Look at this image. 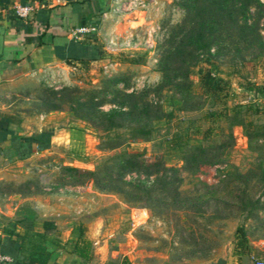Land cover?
I'll use <instances>...</instances> for the list:
<instances>
[{"label": "rangeland", "instance_id": "374dc122", "mask_svg": "<svg viewBox=\"0 0 264 264\" xmlns=\"http://www.w3.org/2000/svg\"><path fill=\"white\" fill-rule=\"evenodd\" d=\"M258 1L264 6V0ZM111 4L112 0H104L101 13H94V20L88 25L100 23L101 36L93 35L99 43L112 34L132 35L141 44L139 49L105 53L101 63L61 69L60 76L46 77L43 84L32 90L33 97L25 102L30 110L40 96L55 99L50 89L60 92L57 98L63 111L50 115L46 122L59 128L61 136L51 156L8 165L5 191L10 195L19 192L21 198L33 197L32 202L44 208L64 205L61 211L88 203V214L101 216L106 230L127 235L130 257L138 264H207L235 252L240 253L245 264H255L264 258V138L249 142L242 129L230 128V123L238 115L246 122L264 124V57L245 52L233 58L218 53L214 47L192 58L170 56L168 79L177 77L180 85H166L158 66L165 52L161 46L186 16L177 0H152L147 12L129 19L108 17L101 23V14ZM255 20V10L251 8L248 23ZM257 20L258 34L264 41V17ZM233 32L237 37L236 29ZM150 36L154 48L148 53L145 42ZM130 59L137 62L131 63ZM108 62L114 63V67L104 73L103 66ZM207 71L222 80L223 90L218 94L205 93L201 85V76ZM185 75L193 95L188 103L197 106L195 110L184 109ZM107 78H115L117 83ZM90 90L96 91L98 99L94 101L101 102L103 112L121 106L132 109L143 100L153 107L159 106L163 119L153 123L151 140L133 139L127 129L107 134L80 120L78 117L88 112L80 104L88 105ZM124 93L138 98H126ZM34 107L31 114L42 108ZM70 107L74 113L69 111ZM35 121L31 118L29 125L36 126ZM112 141L122 145L109 149L105 144ZM201 142L213 148L208 147L201 157L203 163L195 167L196 159L187 157L190 152L186 150ZM125 152H138L146 163L162 161L166 168L177 169L176 175L182 179L181 190L201 201L187 211L156 207L153 211L144 201L131 204L122 196L97 191L92 177L77 181L60 169L69 166L104 172V164ZM108 172L114 177L118 174L116 169ZM169 176H174V172H169ZM153 179L154 176L130 172L123 177L127 182L149 181L148 185ZM212 192L215 195H210ZM240 228L246 234L244 246H238Z\"/></svg>", "mask_w": 264, "mask_h": 264}, {"label": "crops", "instance_id": "0c3cea01", "mask_svg": "<svg viewBox=\"0 0 264 264\" xmlns=\"http://www.w3.org/2000/svg\"><path fill=\"white\" fill-rule=\"evenodd\" d=\"M103 1L0 0V166L4 167L0 182L8 165L52 155L61 135L46 120L62 111L31 114L25 102L46 77L60 76L61 69H79L82 60L86 65L104 61L103 46L94 41L95 35L74 39L70 33L72 28L90 24ZM28 3L40 7L25 20L17 18L14 6ZM96 45L102 56L91 61ZM31 118L36 126L29 125ZM29 139L48 146L38 152L32 142V153L20 160ZM33 199L17 194L0 197V253L11 256L13 264H138L130 257L127 235L106 230L101 216L88 214V203L61 211L64 205L44 208ZM245 263L235 252L207 264Z\"/></svg>", "mask_w": 264, "mask_h": 264}, {"label": "trees", "instance_id": "16d2710c", "mask_svg": "<svg viewBox=\"0 0 264 264\" xmlns=\"http://www.w3.org/2000/svg\"><path fill=\"white\" fill-rule=\"evenodd\" d=\"M177 5L186 16L184 15L182 23L173 29L174 33L172 32L170 38L161 46L165 52L163 58L159 60L158 66L163 74L164 84L180 85V83L176 82L178 80L177 77L168 79L171 73L169 69L170 56L192 58L198 52H209L214 47L218 50V53L222 52L233 58L241 57L245 52H251V55H255V57H264V41L258 34L259 27L257 20L262 16L264 17V6L258 0H177ZM251 8L255 10L256 20L254 23L249 24L248 17ZM97 10L95 14H100L101 9L98 8ZM82 22L85 23L84 20ZM234 29L238 33L237 37L233 32ZM94 41L99 46L101 45L97 38ZM98 45L95 46V53L92 54L91 61L99 60L102 56V53L98 51ZM129 61L131 63L137 62L134 59H130ZM82 64L86 65L83 60ZM173 71L175 70L173 69ZM107 79H109L108 81L117 83L115 78ZM182 79H184L183 82L185 83L184 100L187 105L184 109L195 110L197 106L193 107L188 103L193 98V95L189 92L190 82L188 76L185 75ZM221 83L222 80L214 76L210 71L204 72L201 76V85L207 94H218L221 92L223 90ZM94 89L96 90L97 88ZM95 90L89 91L90 98L88 105L85 103L80 104V108L88 110L85 115L78 117L80 120L88 122V124L97 130L107 134L119 129H127L132 133L133 139L138 138L145 142L151 140L154 131L153 123L163 119V112L159 106L153 107L143 100L140 103L134 104L132 109L125 110L124 106H121L103 112L100 110L102 106L101 102L97 104L94 101L98 99ZM50 91L55 95V99L46 100L44 96H40L38 97V102L32 103L31 110L34 106L38 108L42 106L36 112L47 114L63 111L61 107L62 102L57 98L60 96V92H55L53 89H50ZM124 96L126 98H138L135 94L124 93ZM31 110L30 108L28 109L29 112ZM69 111L74 113L71 107ZM232 127L242 129L244 137L249 142L259 137L264 138V124L256 125L246 122L238 115L233 116V120L230 123V128ZM32 142L36 144V151L38 152L46 149L48 146V144L36 139H29L28 145L22 146L26 152L19 155L18 158L20 160L30 156L32 153ZM120 144L118 141H112L105 145L109 149H116L122 145ZM208 147L213 148L212 145L207 146L201 142L200 145L186 150V152H190L187 157L192 156L193 159H196L195 167L203 163L201 157L209 149ZM141 157L142 154L138 152H125L104 164L102 167L104 168L103 171L107 172L116 169L118 172L116 177L112 176L110 172L106 174L105 171L102 172L99 169L88 171L69 166H62L60 169L63 171V174L76 178L77 181L84 177H92L93 185L97 191L122 196L131 204L144 201L153 211L155 207L167 211L175 208L187 211L196 207V204L201 201V198L189 195L188 192L186 193L181 190L182 179L176 175L178 173L177 169L166 168L162 161L146 163ZM187 157L184 156V159L186 160ZM128 172L144 173L146 176H154V179L150 185L147 183L149 181L138 180L136 182H127L123 180V177ZM169 172H174V176H169ZM5 186L3 182H0V197L11 194V192L5 191ZM15 194L21 195L19 192ZM210 195L213 196L215 193L212 192ZM226 205L231 207L228 204ZM238 237L240 241L238 246H244L246 234L241 228L238 230Z\"/></svg>", "mask_w": 264, "mask_h": 264}, {"label": "built area", "instance_id": "2783aa9c", "mask_svg": "<svg viewBox=\"0 0 264 264\" xmlns=\"http://www.w3.org/2000/svg\"><path fill=\"white\" fill-rule=\"evenodd\" d=\"M59 3V0H55ZM262 1V0H261ZM152 0H112L111 6H109L102 14H101V23L108 19V17H127L135 16L137 13H144L151 7ZM40 5H34L31 3L28 4H18L14 6V14L19 19H27ZM100 23L93 25H83L77 26L71 29V35L74 39H80L90 34H100ZM150 38L145 42L146 51L148 53L152 52L154 48V41ZM103 51L106 54L111 55L113 53H123L128 50L139 49L140 43H136L132 35L129 36H121L117 34H112L110 37L103 38ZM114 67V63H106L103 66L104 73H107L110 68ZM14 259L11 256L0 253V264H13ZM255 264H264V259L257 260Z\"/></svg>", "mask_w": 264, "mask_h": 264}]
</instances>
